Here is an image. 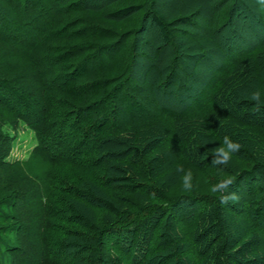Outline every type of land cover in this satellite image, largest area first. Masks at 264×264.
I'll list each match as a JSON object with an SVG mask.
<instances>
[{
	"label": "trees",
	"instance_id": "1",
	"mask_svg": "<svg viewBox=\"0 0 264 264\" xmlns=\"http://www.w3.org/2000/svg\"><path fill=\"white\" fill-rule=\"evenodd\" d=\"M253 11L0 0V264H264V10ZM26 128L36 142L15 159ZM225 137L239 147L214 164Z\"/></svg>",
	"mask_w": 264,
	"mask_h": 264
},
{
	"label": "rangeland",
	"instance_id": "2",
	"mask_svg": "<svg viewBox=\"0 0 264 264\" xmlns=\"http://www.w3.org/2000/svg\"><path fill=\"white\" fill-rule=\"evenodd\" d=\"M250 2H251L252 6H253V9L255 11V12L253 11V13H252V19H255V16H258L257 17V20H259V17L260 16L262 17V14H263V10H264V0H256V1L255 0H250ZM255 2H257L262 7L261 8L262 9L261 10L262 13L259 11L258 8H257L258 10L256 9L257 6L254 7ZM256 11L258 12V14H256ZM261 17H260V19H261ZM259 21H257V23H259ZM254 22L255 21H253V23ZM255 24H256V22H255ZM219 38H216V40L219 39ZM220 48L219 47L216 48V49H218V51L216 50L217 53L214 52V58L212 60H217V55L219 56V54H220V56H221V63H223L221 65H224V61L226 60L227 56L225 58H223V56H225V54H223V52L225 53L226 48L223 50V52H222V50ZM221 52H222V54H221ZM209 68H210L209 61L207 59H205V57H203V59L196 58V70H195L196 72L200 73V75L207 74L208 71H209ZM219 71H220V68L218 70L212 72V76L209 77V79H208L209 80V84L212 82V80L214 78V74L216 75ZM184 80H186V78ZM195 81H196V83H195ZM195 81H194V83L192 81H187V82L191 83V84H188L187 83L188 84V85L186 84L187 86L182 85L181 87H178V88H175L174 87V90L173 91H176V92L174 94H172L173 98L175 96H178L179 97L180 94H184V95L190 94L191 95L192 93H194L193 91L191 92V89L189 88V85L192 88V85L194 86V85H197V84H199L201 82V81L199 82L197 80H195ZM169 87L170 86H168V88ZM172 88L173 87H170L169 89H172ZM143 92L149 94L150 96H153V94H152L153 92H150V87H148V85L144 81H143ZM150 100H154V99L153 98H150ZM196 102H197V99L195 98V96H193V98L191 99V101L189 103H187V104H184V106L185 107H188L187 105H192V104L195 105ZM143 105H145V104L143 103ZM129 108H130V106L127 107V110L128 111H129ZM128 114H129V112H128ZM170 115L176 117V115H173V113H171ZM172 116H171V118H174ZM196 121H200V118H195V122ZM16 136H17V141L15 142V144L12 147L13 157L15 159H24V158H27V156L29 155V151H30L31 147H33L34 144H35V142H36L35 137H34V134H33V132L29 128H26V129L20 130V132L16 133ZM53 169H54L55 172H58V173L66 172L67 171L65 168H62L60 166H55ZM36 257H37V255H35V257L33 259L32 258L31 259L28 258L27 260H30V262H33V260L36 259Z\"/></svg>",
	"mask_w": 264,
	"mask_h": 264
},
{
	"label": "clouds",
	"instance_id": "3",
	"mask_svg": "<svg viewBox=\"0 0 264 264\" xmlns=\"http://www.w3.org/2000/svg\"><path fill=\"white\" fill-rule=\"evenodd\" d=\"M225 142H226V147L223 150L221 157L220 158H215L212 161L214 164H217V165H219V164H227L228 161L230 160L231 151L237 150L238 147H239L237 144H234V143L230 142L228 140V137H225Z\"/></svg>",
	"mask_w": 264,
	"mask_h": 264
}]
</instances>
